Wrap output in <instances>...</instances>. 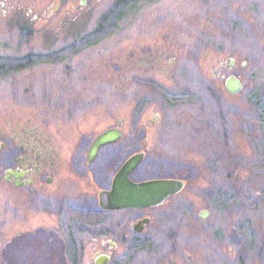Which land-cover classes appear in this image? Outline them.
I'll use <instances>...</instances> for the list:
<instances>
[{"label":"rangeland","instance_id":"obj_1","mask_svg":"<svg viewBox=\"0 0 264 264\" xmlns=\"http://www.w3.org/2000/svg\"><path fill=\"white\" fill-rule=\"evenodd\" d=\"M24 142L70 173L61 223L43 199L20 206L25 189L4 178ZM139 149L134 176L186 186L123 245L126 211L81 193ZM108 250V264H264V0H0V264H94Z\"/></svg>","mask_w":264,"mask_h":264},{"label":"flooded vegetation","instance_id":"obj_2","mask_svg":"<svg viewBox=\"0 0 264 264\" xmlns=\"http://www.w3.org/2000/svg\"><path fill=\"white\" fill-rule=\"evenodd\" d=\"M230 63H231V58H230ZM120 125L121 124L119 125L117 124L115 126H119L122 129ZM109 127H113V126H109ZM32 149L35 150L34 147L33 148L31 147L28 149L27 146L25 145V142L22 144V152H18V154H16L15 161L9 164L8 167H6L4 178L6 182L12 185L13 187L17 189H20V188L25 189V192L23 193V196H22L23 199H20L22 201V204L21 205L18 204V205L22 207L26 205L28 206L30 205L29 210L35 213V211H39L37 206H38L39 201L43 199V203L46 207V213H47L46 218H45L46 223L48 222L50 223V219L52 218L53 220V217L55 219H58L61 223L62 221L65 220L66 211H67L68 191L66 188V185H67L66 184L67 183L66 173L67 174H70V173L68 172L62 173L63 172L62 167H61V173H60L58 171L59 167L54 165L53 160L48 159L46 155H42V156L38 155L35 151H32ZM137 151L138 150H135L131 154ZM139 151H143V149H139ZM144 153L145 155L142 161H144L147 155L145 150H144ZM70 154L71 156L65 159L66 163L71 164V165H67V167L72 169V171L76 170L78 174H81V176L84 175L87 177V175H85L87 174V170L86 172H81L80 168L77 166V161L71 159V157L76 156V152H71ZM95 158L96 157H94L92 160H89L88 150H87V154H86L87 162L91 163L94 161ZM10 170H13L16 174L11 172ZM134 171L135 169L130 174V177L134 180H143V179H139L138 177L134 176L133 174ZM114 174L112 175L110 179V184L107 187L104 186V187H99L96 189L94 188L91 192L86 191V192H82L81 194L83 196V199L85 200L92 193L97 192V199L95 198L94 199L96 201V206H97V207L95 206V208L98 211H101V210L108 211V212L121 211V213H118L120 217L121 215L124 216L123 211H126L127 214L124 217L127 218L128 221L126 220L125 225L122 227L121 226L119 227L120 228L119 232L122 238L121 243L124 245L125 242L130 237V232L139 234L141 232H144L147 229L146 227L152 222L153 216L151 213L145 211V209L154 208L155 206L140 207V208H121V209H110V208L103 206L101 204L102 202L105 204L107 203V194L105 191L111 187ZM40 206L42 208V202H40ZM48 214L50 215V219L48 218ZM42 227L47 228L49 231L54 230V233L58 232L57 230H55L54 226L52 225L39 226V228H42ZM61 237L62 235L60 231L59 233L60 241H61ZM111 238H109L107 242L110 245V247L116 248L118 245H120L119 239L117 240L113 238L112 240ZM103 252L109 253L111 255L109 261L106 263L108 264L113 256V250L112 251H109V250L101 251L99 253H103ZM94 264H95V258H94Z\"/></svg>","mask_w":264,"mask_h":264},{"label":"water","instance_id":"obj_3","mask_svg":"<svg viewBox=\"0 0 264 264\" xmlns=\"http://www.w3.org/2000/svg\"><path fill=\"white\" fill-rule=\"evenodd\" d=\"M87 0H81L86 3ZM234 59L231 58V64ZM246 64V61H243ZM225 86L228 92L236 93L244 87L243 81L235 74L226 78ZM123 134L119 126H113L99 133L92 141L88 149V159L92 160L98 154L101 146L115 142ZM144 151H138L130 155L115 172L112 184L105 192L107 203H101L110 209L140 208L157 206L162 204L168 197L179 193L186 186L184 179L175 177H153L143 180H134L130 174L136 166L143 160ZM11 172L15 173L13 170ZM16 174V173H15ZM208 214L206 209L202 210L200 216ZM111 255L109 253H99L95 256V264H106Z\"/></svg>","mask_w":264,"mask_h":264}]
</instances>
